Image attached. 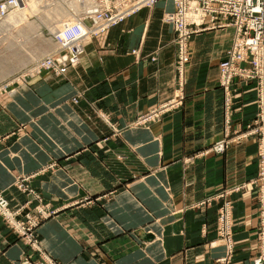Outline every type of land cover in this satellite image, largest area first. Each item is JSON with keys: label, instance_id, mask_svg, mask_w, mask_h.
<instances>
[{"label": "crops", "instance_id": "crops-1", "mask_svg": "<svg viewBox=\"0 0 264 264\" xmlns=\"http://www.w3.org/2000/svg\"><path fill=\"white\" fill-rule=\"evenodd\" d=\"M174 5L141 9L88 40L63 75L43 72L0 97V191L23 205L15 183L30 176L26 188L53 212L36 228L40 251L59 263L217 264L229 252L219 202H201L256 176L262 136L212 148L253 120L257 91L239 81L227 108L220 63L235 30L206 29L190 40L183 105L139 121L177 89L175 30L162 17ZM253 189L231 197V264H253L258 251ZM32 251L0 215V264H27Z\"/></svg>", "mask_w": 264, "mask_h": 264}, {"label": "built area", "instance_id": "built-area-1", "mask_svg": "<svg viewBox=\"0 0 264 264\" xmlns=\"http://www.w3.org/2000/svg\"><path fill=\"white\" fill-rule=\"evenodd\" d=\"M91 8L83 11L80 19L90 25V34L78 37L79 25L67 30L65 37L57 34L63 41L59 48L43 57L35 65L36 72H53L59 76L67 72L70 67L76 66L85 53V41L88 36L93 38L120 24L128 17L144 8H152L159 0H92ZM175 10L167 13L164 21L171 22L176 32L177 44V89L170 99L162 102L141 117L140 122L159 119L162 115L179 108L184 102V84L186 65L190 60V40L192 36L206 29L214 27L232 26L235 35L225 59L220 63L219 83L225 92L227 108H230L233 83L237 80L257 81L258 104L260 108L258 134L262 135L260 144L261 169L260 177L264 182V0H173ZM18 0H8L0 14H4L9 6L18 3ZM85 3V1H84ZM5 7V9H4ZM78 23V21H77ZM85 34V33H84ZM226 140L216 143L212 150L224 151ZM261 221L263 231L261 234L264 252V188L261 187ZM228 192H225V195ZM220 215L221 231L228 230L230 202L227 201ZM0 211L12 220L9 202L0 192ZM43 211V216H48ZM32 225L38 224V219H32ZM24 230V227H22ZM22 232V231H21ZM23 233V232H22ZM230 232L227 234L229 235ZM28 240L40 249V244L34 231L27 233ZM47 256V264H60ZM257 264H264L261 259Z\"/></svg>", "mask_w": 264, "mask_h": 264}, {"label": "rangeland", "instance_id": "rangeland-1", "mask_svg": "<svg viewBox=\"0 0 264 264\" xmlns=\"http://www.w3.org/2000/svg\"><path fill=\"white\" fill-rule=\"evenodd\" d=\"M7 1L8 0H0V12ZM26 3H28V0L21 1L20 4L18 5L19 7L10 10L9 13L6 14V16L0 18V22H1L0 23V97L6 95V97L4 96L5 98L3 97L5 100L7 99V97H9L10 90L13 89L14 87L19 88L20 85L28 83L32 79L41 75L43 72H48L45 70L42 71L40 74L39 72L32 74V72L36 67L35 65L37 64V62L41 60L43 57L52 53L56 49L57 44H56L55 34L60 29L70 25L75 21L73 15L74 3L70 0H34V5L37 4L38 9H36V11L31 13V15L22 18L20 17V15L23 12L21 8L22 6L27 5ZM172 9L173 8L169 9L168 6V9L165 10V12L163 13L162 16L163 21L167 13L173 12L175 10ZM7 10L8 9H6V12ZM14 17L22 18V19H20L18 23H15L12 20V18ZM164 22L172 24L171 22H167V21ZM98 36H101V34ZM96 37L97 36L93 38ZM90 40H92V38H90L89 41ZM175 40H176V32H175ZM89 41L86 40V46ZM85 53H86V48H85ZM239 81L242 80H237L233 83V86L231 88L232 96L233 93H235L236 91L235 85ZM253 82L256 88L257 81H253ZM232 96L230 101L231 103L233 101ZM258 99L259 98L257 91L256 102L258 105V110L255 117L250 123L246 125L244 130H239L232 136L230 137L227 136L225 139H223L228 142L224 151L228 147L229 143L233 140L236 141L245 137L262 136L258 134L259 133L258 127L261 130L263 125L262 123L259 124L258 115L260 113V108L258 104ZM1 100L2 98L0 99V101ZM228 123H230L229 125H231L232 123L231 115L229 116ZM260 144L258 142V169H257V174L254 178H252L251 180H249L244 184L233 186L231 188H225L217 192L214 196L207 198L206 200H203L201 202L203 205L212 204V202L215 200L219 202V208L217 211V231L219 232L220 237L225 240L229 252L225 257L218 258L216 260L217 264H231V255L234 253V249H235V240L233 238V230H232L233 199L231 197L234 191H240L246 188L247 185L249 184H252L255 188L253 190L257 197V205H258V211H257L258 251L253 259V264H257V261L260 259L264 261V252H263L262 239H261L263 226H262V221L260 220L261 212H262V205H261L262 193L260 192H261V187L264 188V182L263 179L260 177V169H261ZM29 179L30 176H19L15 183V186L18 188V190L26 192L28 194V199L23 205H20L18 207L12 206L9 199L4 194V192L0 191L9 202V208L10 211L12 212V216H11L12 220L8 218V216L1 211H0V215L3 217L8 227L15 234H17L19 238L23 239L25 243H27L30 246L31 250H33L31 253L27 252L26 255L23 257V260L27 264H44L43 262L47 264V260H46L47 256L44 253H42L39 248L34 246L33 242L31 244V242L28 240L29 237L27 236V233L30 230L34 231L38 239V236L36 234V228L38 227L40 222H42V220L47 217V216H43V211L49 215L51 214L52 211L51 212L48 211L47 208H45V206L42 204L39 192H37L35 189L28 190L26 188L25 184ZM225 192H228V194L225 195ZM33 201L37 203L34 205L33 209H30L29 208L30 204H32ZM227 201L230 202L228 230L226 233H222L220 215L224 210L223 208ZM31 218L38 219V224L35 227L32 225V223L34 222L31 220ZM22 227H24V230H22ZM228 232H230L229 235L227 234Z\"/></svg>", "mask_w": 264, "mask_h": 264}, {"label": "bare ground", "instance_id": "bare-ground-1", "mask_svg": "<svg viewBox=\"0 0 264 264\" xmlns=\"http://www.w3.org/2000/svg\"><path fill=\"white\" fill-rule=\"evenodd\" d=\"M19 2L16 3L15 5H12V6H9L7 9V12L5 11L4 14H0V18L6 16L7 13H9L10 10L12 9H15L17 7H19L18 5L20 4L21 1L23 0H18ZM74 3V8H73V15H74V18H75V21L73 23H71L70 25L60 29L56 34H55V38H56V49L57 50L60 46V44L63 43V39L59 41V39L57 38V34H62V37H65V33L67 30H72V28L74 27V25H79L80 26V31L78 32V37L82 38L86 35H89L90 34V25L88 22H85L83 23L82 21H80V19H83L81 16L84 15V12L85 10L91 8L92 4H93V1L92 0H70ZM85 1V3H84ZM27 5L25 6H22L21 10L23 11L22 14L20 15V17L24 18V17H27L29 15H31V13H33L34 11H36V9H38V6L37 4L34 5V0H28V3H26ZM19 17V16H18ZM22 18H17V17H14L12 18V20L15 22V23H18L20 19ZM10 20V19H9ZM78 21V23H77ZM11 22V21H10ZM1 23V22H0ZM66 29V31L64 30ZM107 32V31H106ZM85 33V34H84ZM105 32L101 33L104 34ZM91 36H88L86 40H89ZM86 43V41H85ZM85 46V45H84ZM54 50V51H55ZM84 56V55H83ZM83 58V57H82ZM41 59V58H40ZM35 74L37 73L36 70L34 69V71L32 72V74ZM41 73V72H40ZM39 73V74H40Z\"/></svg>", "mask_w": 264, "mask_h": 264}]
</instances>
